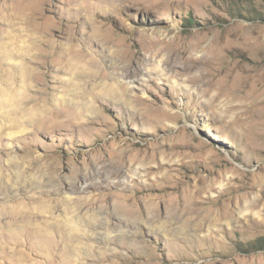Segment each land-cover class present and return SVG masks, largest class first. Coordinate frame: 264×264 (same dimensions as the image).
<instances>
[{
  "label": "rangeland",
  "instance_id": "1",
  "mask_svg": "<svg viewBox=\"0 0 264 264\" xmlns=\"http://www.w3.org/2000/svg\"><path fill=\"white\" fill-rule=\"evenodd\" d=\"M112 3L0 0V264H264V0ZM31 17L22 77L7 45L29 48ZM107 23L112 42L93 31ZM73 45L95 62L58 65L50 46ZM40 200L51 235L10 232V206ZM177 203L194 228L164 220Z\"/></svg>",
  "mask_w": 264,
  "mask_h": 264
},
{
  "label": "bare ground",
  "instance_id": "2",
  "mask_svg": "<svg viewBox=\"0 0 264 264\" xmlns=\"http://www.w3.org/2000/svg\"><path fill=\"white\" fill-rule=\"evenodd\" d=\"M115 0H108V2L112 3ZM76 1H73L72 3H75ZM113 5V3H112ZM107 24H103L99 25V26H95L93 31L95 33H97L99 36H103L106 39L110 40V42H112L111 36L109 34V31L107 29H109L108 27H106ZM106 27V28H105ZM37 27L35 25V21H34V17H31L29 20V28H28V32L24 33L21 35V37L23 36V38L26 41H30V45L28 46V49L23 48L21 41L18 40V38H14L13 41H11L8 45H7V51H9L7 53V56L9 57H13V58H19L21 59V63L19 65H16V70L19 73V75H21L22 77H29L31 75V69L28 65L24 63L25 60H29L32 56L34 57V53H33V49L34 46L32 45L33 43L36 44L37 42V37H33V34H35ZM39 30L43 31V28H39ZM94 33V35H96ZM93 34V33H92ZM91 34V35H92ZM93 36V35H92ZM91 36V37H92ZM102 37V38H103ZM99 38V37H98ZM100 37V39H102ZM97 39V38H96ZM105 40V39H104ZM107 41V40H106ZM25 43V42H24ZM55 46V45H54ZM54 46H50V52L54 55V57L56 58V61L58 63V65H61L62 67L65 66H73V67H77L79 65H89L95 62V58L92 57V55L89 54V52H85L84 50H79L77 48L74 47L73 45V49L70 55H67L63 49H59L58 47H54ZM55 48V49H54ZM16 50H19L18 52ZM71 51V50H69ZM68 52V51H67ZM135 78V77H134ZM2 92H6L4 90H1ZM101 91L107 95L109 98L111 99H118V100H123L125 93H123L117 86H115L114 84H111L109 82H103L101 84ZM9 93V97L7 98V100H11V98H18L20 96V94L17 92V90L12 89L9 92H6L4 94ZM132 167V166H131ZM133 168V167H132ZM121 169V168H120ZM131 170V169H130ZM119 174V173H118ZM134 181V180H133ZM86 182V181H85ZM73 183V182H72ZM87 183V182H86ZM86 183H82V184H86ZM91 184V183H89ZM84 186V185H82ZM152 186V185H151ZM156 186V185H155ZM162 186V185H160ZM159 186V187H160ZM86 187V186H85ZM129 187V186H128ZM83 188V187H82ZM87 188V187H86ZM136 188V187H135ZM84 189V188H83ZM146 189V188H145ZM148 189V188H147ZM143 190V189H142ZM140 191V190H139ZM144 191V190H143ZM155 191V190H154ZM158 193H160L158 191ZM164 194V193H163ZM84 197V196H82ZM88 197V196H87ZM89 198V197H88ZM129 198V197H128ZM39 199V198H38ZM75 199V198H74ZM67 202V203H66ZM75 203V206H79V207H86V206H90L95 204V201H93L92 199L88 200V199H84V198H76L75 201H73ZM58 205L60 203H66L67 204V210H70V206L72 204V202H69L68 200L66 201L65 199L60 200L57 202ZM56 203V204H57ZM54 204H52V202L50 200H40V204L36 205V206H31L28 204H22L19 203L17 205H11L10 206V211L8 212L9 214V219L6 222V226H8V229H10V232L14 233L13 230H16L20 233H27L28 236H31L33 234H37L38 237H47L50 236L52 233V226L53 224L48 223L47 221H45L44 219L47 218H52L53 214H54ZM132 205V204H131ZM170 206V205H169ZM177 206V207H176ZM176 208L174 207L173 210H168L167 214L168 217H162L163 215L159 214V213H154L152 210H147L146 213L148 214V217L145 218H149L151 217V219L157 218L156 221H160V223L162 224L161 226H157L156 228L151 227V230L153 231H168L170 230L171 227L168 226V223L161 221V218H165L164 220H166L167 222L169 220H177V224H178V229L180 228L182 229H187V228H194L196 225L192 224V221L189 219H186L183 215H184V211H186V208H188V206L183 204L182 206L179 205L178 203L176 204ZM58 208V207H57ZM78 208V207H77ZM121 208V207H120ZM76 209V207H75ZM191 209V208H190ZM120 210V209H119ZM158 210V209H157ZM128 213L130 216L134 217L135 220L140 221L142 220V223L144 221V216L141 217V213L139 212V209L136 208L135 205L130 206L127 209ZM159 211V210H158ZM69 212V211H67ZM124 212V210L122 211ZM191 212H189L190 214ZM143 214V213H142ZM145 214V213H144ZM164 214V213H163ZM188 214V215H189ZM146 216V215H145ZM165 216V215H164ZM84 218V217H83ZM188 218V217H187ZM55 219V218H54ZM72 219V218H71ZM75 219V217H74ZM150 219V221H151ZM77 220V219H76ZM80 220V219H79ZM83 220V219H81ZM88 220V226L92 227L93 223L91 222L93 220V218L90 216L89 218H87ZM147 220V219H146ZM192 220H194L192 218ZM55 221V220H54ZM72 221V220H71ZM75 221V220H73ZM66 222V221H65ZM87 222V221H86ZM148 222V221H147ZM56 223V222H55ZM110 223V222H109ZM134 223V222H133ZM156 223V222H155ZM154 223V224H155ZM159 223V222H158ZM157 223V224H158ZM85 224V223H84ZM152 224V223H151ZM171 224V223H170ZM196 224V223H195ZM86 225V226H87ZM131 225V224H130ZM149 225V224H148ZM160 225V224H159ZM174 225V223H173ZM201 225V224H200ZM56 226H58L57 231H60L63 234V237L66 239H70L72 240L74 236H76L75 233V229L76 227H74L70 221L66 222V223H62L61 225L57 224ZM151 225H149L150 227ZM205 226V224H204ZM55 227V226H54ZM94 227V226H93ZM176 228V226H174ZM7 229V228H5ZM56 229V227H55ZM78 229V228H77ZM80 229V228H79ZM136 229V228H135ZM174 229V228H173ZM177 229V228H176ZM175 230V229H174ZM177 231V230H176ZM85 232V231H84ZM83 232V233H84ZM91 232V231H90ZM129 232V231H128ZM136 232V231H135ZM138 232V231H137ZM123 233V232H122ZM15 234V233H14ZM59 234V233H58ZM100 234V233H99ZM127 234V233H126ZM125 234V236H126ZM136 234V233H135ZM88 235V234H87ZM94 235V234H93ZM97 235V234H96ZM16 236V235H15ZM91 236V235H90ZM111 236V235H110ZM34 237V236H33ZM37 237V238H38ZM107 238V236H106ZM110 238V237H109ZM50 240V239H49ZM62 240V239H61ZM61 240L59 242H61ZM57 241V240H56ZM53 242V240H52ZM136 243V242H135ZM29 244H33L30 240ZM54 245L56 247V243L54 242ZM79 246H81L80 243H78ZM87 245V244H86ZM43 246V245H42ZM59 246V245H58ZM62 246V245H61ZM71 246V245H70ZM89 246V245H87ZM137 246V244H136ZM54 247V248H55ZM57 248V247H56ZM63 248V247H62ZM74 248H77L74 245ZM137 248V247H136ZM142 247L140 246L139 249H141ZM59 249V248H58ZM73 249V248H72ZM89 249V248H88ZM65 250V249H64ZM52 251V250H51ZM46 252V251H45ZM74 252H76V249H74ZM103 259V257H102ZM67 260V259H66ZM104 260V259H103ZM149 262V261H148ZM64 263V262H63ZM150 264H157L154 262H149Z\"/></svg>",
  "mask_w": 264,
  "mask_h": 264
}]
</instances>
